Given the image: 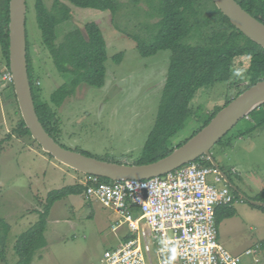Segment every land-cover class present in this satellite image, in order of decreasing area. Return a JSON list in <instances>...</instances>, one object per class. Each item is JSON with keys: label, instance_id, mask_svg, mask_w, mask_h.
<instances>
[{"label": "rangeland", "instance_id": "1", "mask_svg": "<svg viewBox=\"0 0 264 264\" xmlns=\"http://www.w3.org/2000/svg\"><path fill=\"white\" fill-rule=\"evenodd\" d=\"M117 1L120 8L115 15L80 9L63 1L70 6L72 19L57 28V41H62L76 28L86 34L85 25L96 22L106 39L107 73L104 87L82 85L58 109L57 134L59 142L70 150L103 161L133 165L141 157L160 115L172 52L160 51L143 57L133 39L138 37L148 44L156 41L161 30V1ZM44 3L52 9L55 0H44ZM214 4L208 2L209 14L215 11ZM35 5L36 0H29L27 29L38 85L42 88L41 97L48 100L65 79L42 45ZM189 43L202 45L204 37L191 39ZM119 54H123V58L117 64L114 58ZM235 63L233 76L238 83L243 70L237 61ZM4 64L0 46V218L10 227L8 235L0 228V264H17L16 243L38 222L48 194L82 183L86 176L50 157L29 137L20 138L14 133L18 115L11 101L5 98L8 81L3 75ZM242 86L217 83L202 88L191 106L210 114L217 106L235 97ZM262 118L264 111L258 109L249 118L241 120L212 150L214 160L232 181L228 184L232 193H245L249 196H244L245 201L256 195V198L260 197L264 189V125H258ZM193 122L191 119L186 122L184 129L171 140L170 147H177L181 141L192 137L199 126ZM215 178L216 174H210L209 183L222 187L223 182L215 183ZM236 187L239 190L234 191ZM240 204H245L239 210L244 216L238 220V223L242 221L241 228L221 224L219 241L222 244L221 238H226L238 248L255 249L264 243V213L246 202ZM250 214L254 215L251 220ZM117 218L110 209L88 201L85 194L70 195L56 202L48 217L47 246L37 253L32 264H100L105 252L117 241L112 230ZM141 225L146 226L145 222ZM154 253L153 264H159ZM243 264H264V250L255 256H244Z\"/></svg>", "mask_w": 264, "mask_h": 264}, {"label": "trees", "instance_id": "2", "mask_svg": "<svg viewBox=\"0 0 264 264\" xmlns=\"http://www.w3.org/2000/svg\"><path fill=\"white\" fill-rule=\"evenodd\" d=\"M63 1L80 9H94L110 12L112 15H115L120 8L117 0ZM63 1L55 0L52 9L46 7L44 0H36L35 5L37 23L42 34V45L52 57L58 73L65 79V82L52 93L48 100L41 97L42 88L38 85L39 77L35 73L33 64V46L30 32L27 29L28 70L36 111L46 131L59 144L61 143L57 134L60 122L58 109L64 105L68 98L74 96L82 85L95 88L104 87L107 73L105 65L107 61L106 39L100 25L96 22L85 25L86 34L76 28L67 33L62 41H57V28L72 19V10ZM160 1L162 2L159 16L161 30L156 41L148 44L138 37H133L143 57L156 55L160 51L172 52L161 100L160 115L141 157L134 165L150 164L170 155L188 141L184 140L177 147H170L171 140L184 129L188 120H194L193 123L199 125L194 131L193 137L231 101L258 82L264 81V48L237 30L212 0ZM209 1L213 2L215 7V11L211 14L208 13ZM236 1L248 13L264 23V0ZM27 4L29 13V0H27ZM9 23L10 0H0V46L6 68L3 75L10 72ZM214 26H217V29H214ZM201 37H204L202 45L189 43V40ZM122 58L123 54H119L115 56L114 61L120 64ZM236 61L243 70V73L239 75L238 83L235 82L233 76ZM242 75L245 78L241 79ZM217 83H228L230 87H238L241 84L243 86L239 88L235 97L228 99L224 105L217 106L212 113L205 114L202 109L195 110L191 105L198 91L202 88L213 87ZM7 84L5 98L11 101L13 109L18 115L17 128L14 129V133L20 138L29 137L41 148L26 128L13 83L8 81ZM258 109L264 111V104ZM258 109L253 111L250 116ZM258 125H264V118L258 122ZM11 137L12 134L9 135V138ZM196 162L215 168L207 158H201ZM99 181L102 183L113 182L104 178H99ZM85 191L86 186L80 182L48 194L44 211L39 213L38 222L23 233L16 243L15 250L19 257L17 264H32L37 253L47 246L45 232L53 205L70 195H83ZM254 200L264 203V189L261 191L260 197H255ZM250 205L264 213V206ZM232 207H220V209L222 208L221 212L218 211V208L216 213L218 225L222 220L235 215V210ZM0 228H4L5 234L8 235L10 227L2 218H0ZM132 238L129 235L125 242ZM262 248L264 250V243H262Z\"/></svg>", "mask_w": 264, "mask_h": 264}, {"label": "built area", "instance_id": "3", "mask_svg": "<svg viewBox=\"0 0 264 264\" xmlns=\"http://www.w3.org/2000/svg\"><path fill=\"white\" fill-rule=\"evenodd\" d=\"M4 77L12 82L10 72ZM212 173L216 174L215 183L224 182L217 169L198 162L146 180L108 184L87 176L82 181L86 199L97 201L120 219L113 231L126 224L136 234L106 251L100 264H147L153 246L162 264H169L172 258L181 264H243L244 256H255L262 246L236 255L220 243L217 209L243 200H238L228 185L209 183Z\"/></svg>", "mask_w": 264, "mask_h": 264}, {"label": "water", "instance_id": "4", "mask_svg": "<svg viewBox=\"0 0 264 264\" xmlns=\"http://www.w3.org/2000/svg\"><path fill=\"white\" fill-rule=\"evenodd\" d=\"M231 24L247 38L264 48V23L248 13L236 0H212ZM27 0H10V73L19 109L26 128L42 150L58 162L84 175L111 181L146 180L173 172L201 158L220 165L212 156L213 148L235 127L264 104V81L258 82L224 107L211 122L183 146L156 162L129 165L103 161L59 144L44 128L36 111L27 60ZM224 179H228L219 170ZM256 206L264 203L250 200Z\"/></svg>", "mask_w": 264, "mask_h": 264}, {"label": "crops", "instance_id": "5", "mask_svg": "<svg viewBox=\"0 0 264 264\" xmlns=\"http://www.w3.org/2000/svg\"><path fill=\"white\" fill-rule=\"evenodd\" d=\"M222 169V168H221ZM226 174V173H225ZM226 177H227V179H229V181L232 183V181L230 180V178H229V176L228 175H226ZM224 179V178H223ZM223 186H225V185H228L229 183L226 181V179H224V182H223ZM222 186V187H223ZM231 188V187H230ZM233 189V188H232ZM237 190H239V188L238 187H236L235 189H234V191H237ZM236 196H239L238 198L240 199V200H244V202L243 203H248L249 205H250V203L246 200L245 201V197L244 196H246V197H249L248 195H246L245 193H239V194H237ZM257 196V195H256ZM255 196V197H256ZM255 197L253 198V199H251L250 198V200H254L255 199ZM88 201H90V200H88ZM255 201V200H254ZM90 202H93L92 200L90 201ZM95 202H97V201H95ZM240 203H242L241 201L238 203H236L232 208L235 210V215L233 216V217H231V218H227V219H224V220H222L221 222H220V224L218 225V230H219V226L221 227V224H224V223H229L230 225H232V227H234V228H241L240 227V223L242 222H240V223H238V220H239V217L241 216L242 217V219H243V215L242 214H240L239 213V210L241 209V208H243V207H245V204H240ZM101 205V204H100ZM252 207V206H251ZM253 208V207H252ZM255 209V208H254ZM218 210V209H217ZM221 210H222V208L220 209L219 208V212H221ZM112 211V210H111ZM249 213V212H248ZM245 214H246V211H245ZM134 215H135V217L137 218V217H139V212L138 211H134ZM117 216V215H116ZM118 217V216H117ZM253 217H254V215L253 214H250L249 215V219L251 220V219H253ZM119 217L117 218V220H115V224L113 223V225H112V227L114 226V225H116L118 222H119ZM113 230V229H112ZM115 233V235H116V239H117V241H116V243H113L112 245H111V248H110V250L111 249H116V248H118L123 242H125V240H126V237H128L129 235L130 236H132L133 238H134V236L136 235V234H133V233H131V231L129 230V228H128V226L125 224V225H121L120 227H118L117 228V230L114 232ZM132 238V239H133ZM226 240V241H225ZM221 241H222V244H224V246H226L227 248H229L230 249V251L233 253V254H236V255H244L245 254V252L247 251V250H250L251 248H248V249H242V248H238L233 242H231L230 241V239H222L221 238ZM259 246H262V244H258ZM263 249V248H262ZM109 250V249H108ZM153 251L155 252L154 253V256H155V258L158 260V262H159V264H162L161 263V261H160V259H159V257H158V255H157V249L155 248V246H153V250H152V252L149 254V255H147V264H153V258H152V254H153ZM169 264H181L177 259H175V258H172L171 260H170V262H169Z\"/></svg>", "mask_w": 264, "mask_h": 264}, {"label": "bare ground", "instance_id": "6", "mask_svg": "<svg viewBox=\"0 0 264 264\" xmlns=\"http://www.w3.org/2000/svg\"><path fill=\"white\" fill-rule=\"evenodd\" d=\"M195 162H196V161H195ZM198 163H199V162H198ZM189 164H190V163H189ZM215 169H217L218 171L221 170V169H218V168H216V167H215ZM221 171H222V170H221ZM222 172H223V171H222ZM219 173H220V171H219ZM220 175H221V173H220ZM221 176H222V175H221ZM222 177H223V176H222ZM114 182H117V181H113L112 183H114ZM228 183H230L229 180H228ZM108 184H111V183H108ZM235 197H236V196H235ZM237 199H238V198H237ZM238 200H240V199H238ZM243 202H244V200H243ZM235 204H236V203H235ZM235 204H234V205H235ZM234 205H233V206H234ZM261 249H262V247H261Z\"/></svg>", "mask_w": 264, "mask_h": 264}, {"label": "flooded vegetation", "instance_id": "7", "mask_svg": "<svg viewBox=\"0 0 264 264\" xmlns=\"http://www.w3.org/2000/svg\"><path fill=\"white\" fill-rule=\"evenodd\" d=\"M220 169H221V167H220ZM222 170V169H221Z\"/></svg>", "mask_w": 264, "mask_h": 264}]
</instances>
